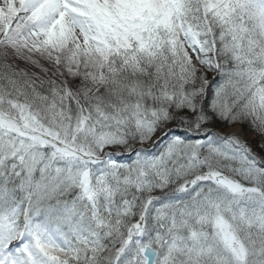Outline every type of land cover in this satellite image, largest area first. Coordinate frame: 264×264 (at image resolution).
<instances>
[{
	"label": "snow or ice",
	"instance_id": "1",
	"mask_svg": "<svg viewBox=\"0 0 264 264\" xmlns=\"http://www.w3.org/2000/svg\"><path fill=\"white\" fill-rule=\"evenodd\" d=\"M0 264H264V0H0Z\"/></svg>",
	"mask_w": 264,
	"mask_h": 264
}]
</instances>
